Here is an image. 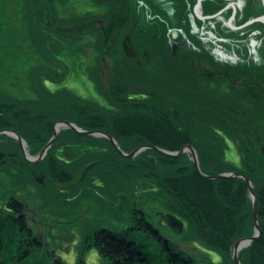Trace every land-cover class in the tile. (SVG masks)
<instances>
[{"label":"trees","instance_id":"obj_1","mask_svg":"<svg viewBox=\"0 0 264 264\" xmlns=\"http://www.w3.org/2000/svg\"><path fill=\"white\" fill-rule=\"evenodd\" d=\"M103 17L105 24L95 34L99 50L110 53L116 43L118 46L121 43V34L128 29L132 18L128 13H105ZM6 22L0 15L1 34ZM54 23L59 29L65 21L58 17ZM146 36V32L140 35L143 44L147 42ZM151 40L163 46L164 31L157 29ZM119 51L122 52L120 48L118 54ZM159 53L164 51L160 49ZM119 62L112 61L107 67V77L98 79L110 106L64 89L50 90L37 80L33 84L36 92L33 97L14 98L0 92V129L17 131L28 142L30 154L44 146L52 135L54 123L63 120L74 122L84 130L111 135L119 144L128 139L132 148L150 144L178 151L192 145L203 173H242L252 183L261 233L238 255L241 264H264V151L261 149L264 147V85L260 82L255 85L254 101L260 110L257 116V112L232 108L235 103H231V95L250 94L246 89L240 90L219 75L205 73L204 67H199V73L188 57L181 62L171 56L151 62L143 57L138 65L123 64L121 58ZM246 68L230 70L221 66L219 70H230L233 75L247 73ZM45 75L47 80L54 81L49 73ZM54 76L60 79L58 73ZM138 84L143 86L142 90L136 89ZM205 123H211L214 128L206 129ZM219 131L232 134L239 148V166L225 158L230 147ZM4 137L0 135V169L12 168L15 174L43 189L48 198L58 196L66 200V187L75 196L96 197L123 216L122 226H94L88 230L78 244L74 264H85V254L90 249H95L109 264H236L231 255L235 241L253 235V205L246 180L240 176L205 178L196 171L187 153L168 156L147 148L144 151L150 153L151 159L142 161L144 172L120 165L123 173L106 177L108 187L111 184L109 188H112V192H106L99 184L88 181L91 179L88 172L99 165L96 155L66 160L56 152L65 146L88 149L102 143L116 159L129 161L115 151L107 138L85 135L72 128L62 129L44 158L33 162L23 157L15 141L8 144ZM158 164L168 169L160 170ZM123 174H126L124 181L132 179L129 186L121 185L119 178ZM140 175L156 183L153 193L166 212L183 221L181 232L149 220L148 213L130 202V190ZM94 187L98 188L97 192ZM27 208L26 202L15 193L0 195V264H69L46 239L37 222L34 229Z\"/></svg>","mask_w":264,"mask_h":264},{"label":"rangeland","instance_id":"obj_2","mask_svg":"<svg viewBox=\"0 0 264 264\" xmlns=\"http://www.w3.org/2000/svg\"><path fill=\"white\" fill-rule=\"evenodd\" d=\"M73 5L74 6L68 4L67 0H0V15L7 21L5 23L6 28L4 32L2 34L0 33V92L8 93L14 98L29 97V95L33 97L36 93L33 90V84L38 80L39 82L43 81L50 90L64 89L74 95L93 98L97 103H101L103 106H110L108 101L103 97L98 79L104 76V78L107 77V67L111 66L112 61L116 60L119 62V58H121L123 64L131 62L126 54L120 51L118 54L117 51L121 46L120 44L118 46L116 43L110 53L99 50V41L95 33H97L96 30L101 31L103 24H105L103 17L105 13H98L97 11L112 12L114 5L111 0H73ZM44 8L49 10L55 9L56 13H33L34 10L38 12L42 11ZM58 17L65 21V24H60L59 29L56 23H54L58 20ZM78 19L83 21L79 22ZM141 19L140 24L143 27L144 20L143 18ZM53 24H55V26ZM137 31H141V28ZM126 33L127 29L123 32V35L121 34L120 39H122ZM140 35L141 33L139 36ZM51 36L53 39H51ZM254 38L255 37H253V39ZM135 45L137 46L136 43ZM203 45L205 44L203 43ZM207 45H209V43H207ZM140 49L137 48L139 51L138 53H140ZM160 54L168 56L167 54ZM139 55L140 60L145 56ZM165 56H160L158 52H156L152 54L150 62L153 59ZM172 59L177 61L174 57H172ZM256 63L257 66L255 68H253V66H251V68H246L247 73L243 74L237 72V74L233 75L231 73L230 76L237 77L238 75H249L254 81L264 85V54L262 57L257 58ZM194 67L196 71L200 73L196 65ZM235 68L238 67L232 66V69ZM55 72L58 73L59 80H56L54 76L56 74ZM47 73H49L50 78L51 76L54 77V81L46 79L45 74ZM98 74L99 77H97ZM237 82H239V80H237ZM142 88L143 86L140 84L136 85L137 90H142ZM231 90L235 91L234 88ZM137 93L139 92L137 91ZM254 98L255 97L250 98L247 95L239 96L236 95V93L232 94L230 100L231 103H235V107L232 106V108H234L235 111L245 110L248 112H257L258 116L260 110L257 108ZM249 99L252 100L250 101ZM58 123L59 121L54 123L51 137L35 154L29 153L28 142L14 129H0V135L6 136L3 139L6 140L8 144L15 141L26 160L33 162L39 161L44 158L52 142L60 134L62 129L71 128L67 125ZM231 124L233 126L232 122ZM204 126L206 129H209V127L214 128L211 123H205ZM55 130L56 136L52 139ZM219 134L224 136L230 147L225 153V158L239 166L241 163L239 148L234 142V138L231 137L232 134L224 132H220ZM94 136L105 137L112 144L110 139L103 132H101V134H95ZM113 139L125 155L119 153L112 144L115 151L119 155L127 157L129 161H126V159H116L107 145L102 143L90 146L88 149L77 145L60 147L56 153L59 157L66 160H73L79 157L88 158L91 154L96 155V163H99V165H97L94 171L88 172L89 177H91L88 181L95 185L99 184L106 192L108 190L110 192L112 189L109 188L111 184H109L108 187L106 177L110 178L114 175H120L121 172L123 173V170L119 168L120 165H127L130 169L142 170V172H144L145 166H142V161H150L149 159H151L150 153L144 150L152 148L144 147L132 156H129V154L138 147L150 144H143L136 148H132L131 142L128 139L124 140L121 144H119L115 138ZM50 140L51 143L47 146ZM46 146L47 148L44 154H42V150ZM192 148L196 151L193 146ZM261 149L264 151L263 146ZM158 152L161 153L160 151ZM184 153H187L189 158L192 159L189 149H186L181 154ZM41 154L42 156L40 159L32 160L39 157ZM158 167L160 170L168 169L164 164H158ZM133 174L134 171H132V176ZM125 176L126 174H123L122 178H119V180H121L122 186H126L127 184L129 186L133 181L132 179L124 181L126 178ZM128 177H130V175H128ZM139 177L137 181H134L132 189L130 190L132 197L130 202L141 207L145 213H148L147 216L149 220L151 219L153 222L158 223L160 217L156 215L157 212L159 214L160 211L166 212V210L163 204L156 198L157 196L153 193L156 183L152 181V178L146 175H140ZM64 189L66 200L61 199V197L58 198V196L48 198L42 194L43 189L36 186L34 182L21 178L17 173L15 174L12 168L0 169V195L6 196L10 193L19 195L24 202H26L28 207L27 212L30 215L31 225L34 229L36 230L35 222H37L40 230L43 231L44 236L51 245L57 249V252L69 264H74L77 256L78 244L88 230L94 226H105L108 228L122 226L121 220L118 219L124 218L121 213L113 210L114 207L110 208L106 203L96 199V197L94 198V196L79 197L71 193L73 192L72 189L66 187ZM93 189L96 191L98 188L94 187ZM125 191L126 190H120V192ZM44 192L49 196L47 191ZM115 205L116 204H113V206ZM214 258L217 259L218 257ZM85 264L109 263L102 259L95 249H90L85 254Z\"/></svg>","mask_w":264,"mask_h":264},{"label":"flooded vegetation","instance_id":"obj_3","mask_svg":"<svg viewBox=\"0 0 264 264\" xmlns=\"http://www.w3.org/2000/svg\"><path fill=\"white\" fill-rule=\"evenodd\" d=\"M111 2L114 5L112 12L100 10L97 12L128 13L131 16L132 19L129 18V21H132L120 43L122 53L126 54L131 62L136 65L142 64L139 54L145 55L144 59L149 61L156 52L162 56L159 53L161 49L164 51L163 54L174 57L179 62L188 57L197 69L204 67L207 69L205 73L219 75L222 79L232 81L240 90L246 89L250 93L248 97L256 96L257 81L249 75L231 77L229 72L232 66L255 68L257 58L264 54V33H262L264 18L250 21L264 16V0H200L199 2L198 0H111ZM67 3L74 6L73 0H67ZM48 10L46 8L38 12L34 10L33 13H56L55 9ZM141 18L144 20L143 27L140 24ZM140 28L141 31L138 32ZM157 29L164 31L165 41L161 47L151 40ZM142 32H146L147 35L145 45L138 34ZM137 48H141L140 53ZM221 66H226L230 70L221 71L219 70Z\"/></svg>","mask_w":264,"mask_h":264},{"label":"water","instance_id":"obj_4","mask_svg":"<svg viewBox=\"0 0 264 264\" xmlns=\"http://www.w3.org/2000/svg\"><path fill=\"white\" fill-rule=\"evenodd\" d=\"M200 0H198L199 2ZM264 16H261V17H256L254 19H251L250 21H253V20H261L263 19ZM249 21V22H250ZM58 124H64V125H67L73 129H75L76 131L78 132H81L83 134H86V135H95V134H101L100 131H96V130H91V131H87V130H83L81 129L80 127H77L74 123L72 122H69V121H59ZM56 136V130L54 131V134H53V137L52 139ZM106 136L110 139V141L112 142V144L115 146L116 150L119 152V153H122L124 154L120 148L118 147L117 143L115 142V140L108 134H106ZM51 139V140H52ZM51 140L47 143V146L50 145L51 143ZM43 148L42 150V154H44L46 148ZM144 147H152L158 151H160L161 153H164L165 155H169V156H177L179 154H181L182 152H184L186 149H189L191 151V156H192V160L194 162V166H195V169L196 171L201 174L203 177L205 178H208V179H216V178H220V177H232V176H240L242 178H244L248 184V188H249V192H250V195L252 197V205H253V213H254V234L252 236H249V237H243L241 239H238L235 241L234 243V247H233V259L235 261L236 264H241L239 259H238V251L248 245L250 242L256 240L258 238V236L260 235L261 233V230L258 226V223H257V202H256V198H255V195H254V192H253V189H252V184L250 182V180L248 179V177H246L244 174L242 173H232V172H227V173H219V174H214V175H211V174H205L203 173L200 168H199V164H198V157H197V153L196 151L192 148V146L190 145H186L184 146L183 148H181L180 150L178 151H168V150H164V149H161V148H158L156 146H150V145H143L141 147H138L136 150H134L132 153L129 154V156H132L134 153H136L137 151L143 149ZM42 154L39 156V157H36L32 160H37V159H40ZM125 155V154H124ZM160 221H164L166 224H168L169 226H171L174 230H177V231H181L182 230V226H183V222L178 219L174 214H171V213H163V212H160Z\"/></svg>","mask_w":264,"mask_h":264},{"label":"bare ground","instance_id":"obj_5","mask_svg":"<svg viewBox=\"0 0 264 264\" xmlns=\"http://www.w3.org/2000/svg\"><path fill=\"white\" fill-rule=\"evenodd\" d=\"M243 74H245V73H243ZM193 161V160H192ZM193 164H194V162H193ZM218 174V173H217ZM42 194H44V193H42ZM252 198V197H251ZM107 205V204H106ZM160 212H162V211H160ZM160 212H159V214H160ZM163 213H168V212H163ZM158 214V212H157V214L156 215H159ZM172 214V213H171ZM155 215V216H156ZM159 217H160V215H159ZM178 218V217H177ZM153 219H154V217H153ZM179 219V218H178ZM118 220H120V219H118ZM181 220V219H180ZM182 221V220H181ZM164 223V224H166L164 221H158V223ZM183 222V221H182ZM257 223H258V220H257ZM253 224H254V222H253ZM168 227H170V228H172L171 226H169L168 224H166ZM183 225H184V223H183ZM173 229V228H172ZM182 229H183V226H182ZM174 230V229H173ZM174 231H177V230H174ZM177 232H181V231H177ZM234 247V246H233ZM233 247H232V252H231V255H232V259H233ZM78 251H79V248H77V253H78ZM240 251V250H239ZM239 251H238V253H239ZM60 255V254H59ZM237 256H238V259H239V255L237 254ZM233 261H234V259H233ZM240 261V260H239ZM235 262V261H234Z\"/></svg>","mask_w":264,"mask_h":264}]
</instances>
